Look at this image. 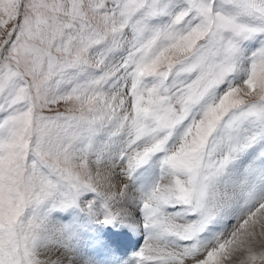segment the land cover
I'll return each mask as SVG.
<instances>
[{"label": "snow or ice", "instance_id": "1", "mask_svg": "<svg viewBox=\"0 0 264 264\" xmlns=\"http://www.w3.org/2000/svg\"><path fill=\"white\" fill-rule=\"evenodd\" d=\"M0 264H264V0H0Z\"/></svg>", "mask_w": 264, "mask_h": 264}]
</instances>
